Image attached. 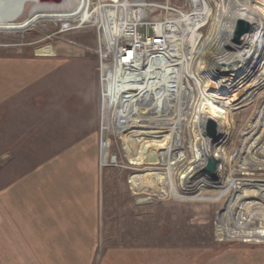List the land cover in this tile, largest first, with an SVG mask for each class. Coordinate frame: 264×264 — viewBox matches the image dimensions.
Returning a JSON list of instances; mask_svg holds the SVG:
<instances>
[{
  "label": "rangeland",
  "instance_id": "374dc122",
  "mask_svg": "<svg viewBox=\"0 0 264 264\" xmlns=\"http://www.w3.org/2000/svg\"><path fill=\"white\" fill-rule=\"evenodd\" d=\"M98 1L92 0L91 18ZM135 1L151 4L142 7L140 31L148 35L169 8L177 19L196 11L195 0ZM213 1L212 20L186 26L182 34L184 59L175 68L179 90L182 85L191 93L181 99L175 90L174 113L157 120L104 104L102 64L109 67L113 55L92 19L0 31V84L9 95L0 105V264H117L112 259L122 252L159 259L155 264H264V81L253 85L243 74L227 79L222 65L233 51L230 32L234 38V28L223 24L233 17L235 27L250 0L230 3V12L238 10L226 13L223 24L219 0ZM252 6L264 22V0ZM206 100L217 114L204 118H216L226 134L216 140L227 156L217 164L220 178L208 161L191 177L209 136L207 119L198 118ZM178 119L184 142L174 160L134 164L133 155L147 150L141 133ZM166 130L156 140H164ZM201 180L204 185H196ZM230 183L239 187L225 190ZM244 229L251 236L224 237Z\"/></svg>",
  "mask_w": 264,
  "mask_h": 264
},
{
  "label": "bare ground",
  "instance_id": "6f19581e",
  "mask_svg": "<svg viewBox=\"0 0 264 264\" xmlns=\"http://www.w3.org/2000/svg\"><path fill=\"white\" fill-rule=\"evenodd\" d=\"M234 1L235 0L218 1L220 5V9L218 8L220 11L218 21L221 24L224 23V18L226 16V13L230 12L229 10L230 3ZM213 2H214L213 0H195L194 7L196 11L188 15L182 16L181 17L182 19L181 18L176 19L174 24L172 26H169L170 30L166 28L167 33H166L165 43L163 44L164 47L162 48V50L165 51V53L163 54L164 65H161L162 67H159L160 69L165 70L164 72L166 77L164 81H160V83H157L156 81L153 82L152 79L153 78L156 79V76L152 78L151 71L149 70L145 71L147 69L145 68V66H143L142 68H138L142 66L141 64H139L140 66L138 65V67L132 66L133 68H131L130 71H134V73L139 72V75L140 74L144 75V77H142L143 79H140V77L137 75H133L134 77H136L135 80L129 77L128 79L123 78L120 80H116V82L113 83V85L115 86V90L119 89V91L122 93L120 98V100H122L121 106L123 107V111H126V113L124 112L126 116L137 115V117L141 119L148 118L150 116L149 118H154V120L155 118L157 120L160 116L161 117L170 116L171 114L174 113L173 107L176 97L173 96L172 94L175 93V90L176 92H178V95L181 97V99H186L189 96V94L191 93V89H189L188 87L186 86L184 87L181 85V90H179L181 77L180 76L177 77L176 68H175V66L178 63L183 62L182 59H184V57L182 59H179V57L183 56L180 55L183 50V49L181 50L182 44H184L183 43L184 36L182 34L184 33L185 28L187 27L192 28L194 24H200L199 28L204 27L205 22H202L203 19H209L210 21L212 17V13H210V11H212ZM253 2L254 0L253 1L250 0L249 4L243 7L242 9L243 11L244 10L245 11L244 12L242 11V13H240L241 14L240 19L247 21L250 24V28L247 32H245L242 35V40L239 42L232 39V32H230L229 38H231L230 39L231 44L229 45L227 44V45L233 51L229 53L231 54V57H229L228 60L226 58V60L222 62V65L223 68H225L224 69L225 72L223 71L224 74L228 76L227 79L234 78L238 75L243 74L245 76L244 77L245 80H250L252 81V84L255 85L264 81V44L261 42L260 39L263 38L262 34H264V22L259 18L260 14H258L256 8L252 6ZM130 3L131 2L130 1L128 2V0H121V1L99 0L97 3V8H95L96 16L94 14L93 18H91L89 15V8L92 4V0H61L59 2H48L42 0H26L25 2L22 1L21 3L17 4L12 10L11 8H9V10H4V9L2 10V8H0V31H11V32L26 31L28 29H33L34 27L40 25V23L44 21L48 22L51 20L82 21L81 23L85 24L88 23L90 19H92V21H94L93 25L98 28L99 32L101 33V37L109 42L110 51H113L115 49L118 39L123 33L124 24L127 23L125 21L126 18L125 14L126 12L128 13V5H130ZM133 5L136 6V9L138 10L140 9V12L142 13L143 16L142 7L150 6L151 4L147 2L134 1ZM153 5L155 6L156 4ZM158 7L162 8L160 5H158ZM231 10L233 12L234 10H238V8L237 9L232 8ZM180 14H182V12ZM230 19H231L230 23L236 20V18L233 17H230ZM230 23L227 22L224 23L223 25H226L227 27L231 26L232 28L230 29V31H233L234 26L232 24L229 25ZM163 28H164V24L160 23V25L158 26V31L162 33ZM227 31H229V29ZM204 32H201L203 37L205 36ZM106 56L107 55H105V57ZM168 56L170 57L168 61L165 63ZM103 67H105L104 64ZM206 67L207 66H204V68ZM104 70L105 69L103 68L102 71ZM188 76L191 77L190 74ZM148 78L151 79L152 82L145 80ZM108 79H110V77H108ZM201 91L204 92L205 89L201 88ZM109 95H111V91ZM102 96L103 97L105 96V98H103L104 99L103 102L105 104L107 102L106 101L107 96L106 94H103ZM139 99L142 100L143 103L141 102L139 104L138 102ZM136 101L137 103H135ZM161 101H164L163 104L165 105V108L161 107L162 106V104L160 103ZM108 102H111V99H109ZM144 103L146 104L144 105ZM208 103L209 102H207V100L201 102L200 105L201 108L199 110L200 116L198 118L205 121L208 117H210L217 121L216 118L209 115H207L204 118V114L205 115L210 114V111H211V115L213 116H216L217 114V110H216L217 107L210 104L209 106ZM155 104H157V106H155ZM207 107H209V112L205 110V108ZM134 108L135 110H137L136 113H132L133 112L132 110H134ZM153 114L155 116H153ZM201 115H203V117ZM226 117L227 116H225V118ZM201 120L199 122H201L200 124L203 130L204 126ZM126 126H128V124ZM166 128H169L168 134H166L164 136L165 139L164 138L163 139L164 140L168 139V142L165 143L164 140H156V138H158L156 134L165 132ZM102 129L105 130L106 127L102 126ZM182 133H183L182 123L180 119L174 121L173 123H168V125H163V127L160 126L159 131L155 130V131H148V132L146 131L141 133L144 136L146 135L145 137H143L144 139L142 140H145L144 142L147 145L144 148H146L147 150L145 151V153H141L143 155L139 157H138L139 152L133 155L132 158L133 163L136 165L137 164L158 165L161 164L163 161H167L169 158L170 160H174V156L178 154V151L183 148L182 142H184V134L182 135ZM224 135L226 134L221 132L220 124L218 122V134L216 137L206 136L208 137L205 140L207 142L206 150L204 153H202L201 158L199 156L195 157L194 162L197 165L196 167H194L193 169L194 172L191 177H194L200 172H202L203 171L202 164L208 161L210 158L216 160L217 162L218 161L224 162V159H227L225 149L219 148L218 143H216V140H218L220 136H224ZM146 138H148V140H146ZM165 145L168 146L165 147ZM162 149H166L164 155ZM103 153H104L103 162H105V160H107V158L109 157V149L106 148ZM215 172L216 174L214 175L217 178H220L222 173L220 170V164L218 165ZM148 181L149 180L147 179V182ZM142 184L143 182L142 183L137 182L135 188L137 190H142L143 189L141 187ZM234 184L235 183H230L229 185H227V188L225 190H228V186L234 189H237L239 187V186H235ZM196 185H204V180L198 181ZM157 188L159 189V194H160L161 189L159 187ZM174 188L176 190L175 186ZM163 193L165 192L163 191ZM243 194H244L243 192L238 194L239 199L241 200L243 199L244 197ZM248 194L255 196L256 191H246V195ZM250 228L251 227L247 228V230L248 229L250 230ZM258 229L260 228H254L253 232H257ZM245 230L246 229H244L243 231H234L229 233H226L223 230L222 231L224 232L225 239H239V238L251 236L250 231L248 232ZM259 235L264 236V225L261 228Z\"/></svg>",
  "mask_w": 264,
  "mask_h": 264
},
{
  "label": "built area",
  "instance_id": "2783aa9c",
  "mask_svg": "<svg viewBox=\"0 0 264 264\" xmlns=\"http://www.w3.org/2000/svg\"><path fill=\"white\" fill-rule=\"evenodd\" d=\"M134 1L135 0H133V3L131 2L130 5H128V13L126 12L125 14V21L128 24H124L123 33L118 39L115 49L111 51L113 55L112 63L109 67H106L104 65L106 67V70L102 71L103 94H106L107 102L109 101V99H111V102H108L109 105L119 106L122 102V100H120L122 93L119 91V89L115 90V86L113 85L116 80H120L123 78L128 79L129 77L135 80L136 77H134L133 75H137L140 77V79H143L142 77H144V75H139V72L134 73V71H130V69L133 68L132 66L138 67L139 64H141L142 66L138 68H142L143 66H145V68H147L145 71H151L152 78L156 76V79H152L153 82L156 81L157 83H160V80L157 79L160 75H163L162 81H164L166 77L164 72L165 70L160 69L159 67H162L161 65H164L163 54L165 53V51L162 50V48L164 47L163 44L165 43L167 29H169V26H172L178 18H171L169 17V15H173L174 13H176V11L172 8H169L171 10L167 9L170 11V13L168 14V16H166V20L164 22H160L164 24L162 33L158 31V26L160 25V23L154 21V24L151 26L153 32L151 35H148L140 31L142 25L144 24V16H142L140 9H136V6L133 5ZM178 13L180 14L181 12ZM105 67L103 68L105 69ZM108 77H110V79H108ZM110 91L111 95H109ZM103 98H105V96ZM138 102L140 104L142 100L139 99ZM135 103H137V101ZM145 104L146 103H144V105ZM155 106H157V104H155Z\"/></svg>",
  "mask_w": 264,
  "mask_h": 264
},
{
  "label": "water",
  "instance_id": "95a60500",
  "mask_svg": "<svg viewBox=\"0 0 264 264\" xmlns=\"http://www.w3.org/2000/svg\"><path fill=\"white\" fill-rule=\"evenodd\" d=\"M22 1L26 0H0V8L2 10H9V8L14 9V7L21 3ZM42 1H48V2H59L61 0H42ZM250 28V24L243 20L238 19L236 21L235 27H234V40L239 42L242 40V35L247 32ZM207 126L205 127L206 132L209 136L216 137L218 134V123L215 119L208 117L207 118ZM218 162L212 158L208 160V166L210 173H214L216 170Z\"/></svg>",
  "mask_w": 264,
  "mask_h": 264
},
{
  "label": "crops",
  "instance_id": "0c3cea01",
  "mask_svg": "<svg viewBox=\"0 0 264 264\" xmlns=\"http://www.w3.org/2000/svg\"><path fill=\"white\" fill-rule=\"evenodd\" d=\"M5 83V82H4ZM5 88H2L1 89V84H0V105H1V102L2 103H5L6 101H8V94L4 93L5 91ZM3 91V92H2ZM1 97H2V100H1ZM123 251V250H121ZM117 256H119L120 258L119 259H112L115 263L117 264H131L132 260H133V264H155V261L157 263H159V259H147L145 258L144 254H134V252H132L130 255L129 254H123L120 253V254H116ZM143 255V256H142ZM123 256L125 258H123Z\"/></svg>",
  "mask_w": 264,
  "mask_h": 264
}]
</instances>
